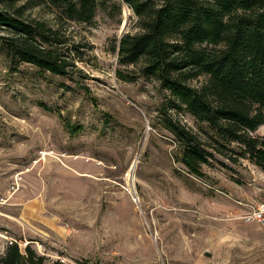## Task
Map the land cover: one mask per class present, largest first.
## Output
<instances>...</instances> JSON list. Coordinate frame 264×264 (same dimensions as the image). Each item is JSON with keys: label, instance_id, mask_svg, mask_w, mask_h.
<instances>
[{"label": "rangeland", "instance_id": "rangeland-1", "mask_svg": "<svg viewBox=\"0 0 264 264\" xmlns=\"http://www.w3.org/2000/svg\"><path fill=\"white\" fill-rule=\"evenodd\" d=\"M24 17L60 30L75 68L55 77L0 53V256L17 243L44 264H264V225L242 219L264 203V172L173 109L140 63H118L115 42L139 32L131 10L83 25L30 3ZM169 119L211 153L201 177L179 162Z\"/></svg>", "mask_w": 264, "mask_h": 264}, {"label": "trees", "instance_id": "trees-1", "mask_svg": "<svg viewBox=\"0 0 264 264\" xmlns=\"http://www.w3.org/2000/svg\"><path fill=\"white\" fill-rule=\"evenodd\" d=\"M12 1L0 0V53L11 65L29 64L55 77H71L75 68L67 38L44 20L25 18L28 4H46L62 19L83 25L92 24L97 12L130 9L139 32L115 42L118 63H140V74L178 102L173 109L207 124L220 140L239 143L246 159L264 172V136L251 135L264 125V0H28L20 7ZM200 77L202 86L188 85ZM163 127L178 143L179 162L189 175L201 177L212 155L198 135L170 119ZM23 251L10 243L0 264H44L29 246Z\"/></svg>", "mask_w": 264, "mask_h": 264}, {"label": "built area", "instance_id": "built-area-1", "mask_svg": "<svg viewBox=\"0 0 264 264\" xmlns=\"http://www.w3.org/2000/svg\"><path fill=\"white\" fill-rule=\"evenodd\" d=\"M242 219L247 222H257L264 225V203H258L251 207L242 215Z\"/></svg>", "mask_w": 264, "mask_h": 264}, {"label": "bare ground", "instance_id": "bare-ground-1", "mask_svg": "<svg viewBox=\"0 0 264 264\" xmlns=\"http://www.w3.org/2000/svg\"><path fill=\"white\" fill-rule=\"evenodd\" d=\"M136 163V162H135ZM135 163H133V165L130 167V169L128 170V172H127V174H128V176L129 177H131L133 174H131L132 173V171L134 170V166H135ZM131 195H132V199H133V201H136V196L134 195V193H133V191L131 192Z\"/></svg>", "mask_w": 264, "mask_h": 264}]
</instances>
